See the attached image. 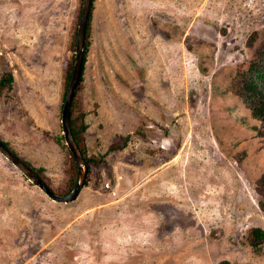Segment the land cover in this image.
Returning <instances> with one entry per match:
<instances>
[{"label":"rangeland","instance_id":"rangeland-1","mask_svg":"<svg viewBox=\"0 0 264 264\" xmlns=\"http://www.w3.org/2000/svg\"><path fill=\"white\" fill-rule=\"evenodd\" d=\"M81 4L0 0V80L14 79L0 92V138L60 196ZM93 9L78 97L95 162L78 198L56 203L0 154V264H264L251 234L264 232L260 123L231 91L264 45V0Z\"/></svg>","mask_w":264,"mask_h":264},{"label":"trees","instance_id":"trees-1","mask_svg":"<svg viewBox=\"0 0 264 264\" xmlns=\"http://www.w3.org/2000/svg\"><path fill=\"white\" fill-rule=\"evenodd\" d=\"M96 0H92L91 5V12L89 16V23L88 28L86 32V40H85V48H84V56H83V72H84V65L86 63L87 59V53H88V47H89V35H90V21L92 18L94 3ZM81 8L82 4L79 7V13H78V19L81 14ZM77 19V23H79V20ZM78 25V24H77ZM76 35H77V29L75 28L74 34H72L71 37V50L75 51L76 46ZM252 45V42L249 43V46ZM74 54H72L71 58L69 59L67 65H66V74H65V91L63 95V101L65 99L66 91L72 76L73 72V66H74ZM248 69L245 71L243 69L242 65L239 66V71L237 72L235 78H234V86H231V91L234 95L238 96L243 103L245 104L246 108L250 111L251 118L258 121L260 123V126L256 128L258 130V137L261 138L262 143L264 145V45L261 46L259 50H257L254 55L248 59ZM83 72H82V78L80 80L78 89L76 91V95L72 102V109H71V115H70V125L72 134L74 137L75 142L77 143L84 160L87 163L89 172L91 171V163L95 162L94 158H89L86 153V148L82 147V134L86 129V125L84 122V113L81 110L79 97H78V90H80L82 82H83ZM8 77L3 78L0 80V92L7 90H11V85L13 82V76L11 74L7 75ZM63 107V105H62ZM1 140V138H0ZM57 140L64 141V137L60 136L57 138ZM1 142L13 153L15 154L5 143L1 140ZM68 156H67V176L65 177V180L63 182L64 190L61 191V194H69L74 187L77 184L78 181V170H77V164L75 162L74 157L72 156L70 150L67 146H65ZM17 157L18 155L15 154ZM20 158V157H18ZM21 159V158H20ZM30 168H32L40 177L41 179L51 188L50 184L46 181V178L44 175V169L43 168H36L27 161H24ZM51 190L55 193L54 189L51 188ZM59 194V193H58ZM261 207H264V203L261 205ZM252 236L254 241L252 242V246L254 248H257L259 246V243L257 240H264V232L261 229H253L252 230Z\"/></svg>","mask_w":264,"mask_h":264},{"label":"water","instance_id":"water-1","mask_svg":"<svg viewBox=\"0 0 264 264\" xmlns=\"http://www.w3.org/2000/svg\"><path fill=\"white\" fill-rule=\"evenodd\" d=\"M91 5L92 0H82L81 14L77 27L74 67L61 112L62 135L64 137L66 146L70 150L77 164L78 181L74 189L65 196H60L54 193L32 168H30L25 162L13 154L0 140V154L17 170H19L30 183L39 188L48 198L56 203H70L75 201L78 198L80 192L85 187L88 177L89 169L87 163L84 160L83 155L72 134L70 115L72 102L82 77L83 56Z\"/></svg>","mask_w":264,"mask_h":264},{"label":"clouds","instance_id":"clouds-1","mask_svg":"<svg viewBox=\"0 0 264 264\" xmlns=\"http://www.w3.org/2000/svg\"><path fill=\"white\" fill-rule=\"evenodd\" d=\"M75 58V57H74ZM74 67V66H73ZM83 72V71H82ZM82 78V77H81ZM65 100V99H64ZM64 103V102H63ZM63 108V107H62Z\"/></svg>","mask_w":264,"mask_h":264}]
</instances>
